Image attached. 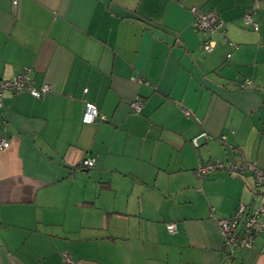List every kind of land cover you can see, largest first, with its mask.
Instances as JSON below:
<instances>
[{"label": "crops", "instance_id": "crops-1", "mask_svg": "<svg viewBox=\"0 0 264 264\" xmlns=\"http://www.w3.org/2000/svg\"><path fill=\"white\" fill-rule=\"evenodd\" d=\"M23 72L51 89L2 97L0 264H264V231L239 249L221 228L264 210V0H0V80ZM215 160L238 170L197 175Z\"/></svg>", "mask_w": 264, "mask_h": 264}, {"label": "built area", "instance_id": "built-area-1", "mask_svg": "<svg viewBox=\"0 0 264 264\" xmlns=\"http://www.w3.org/2000/svg\"><path fill=\"white\" fill-rule=\"evenodd\" d=\"M14 5H17L18 0H12ZM193 12L197 13V16L194 20V26L197 30L204 33L206 36L207 32H214L218 30L222 25L223 21L215 13H198L196 8L192 9ZM246 23H250L255 27L256 22L252 17V11H248L244 15ZM214 47V41L208 38L203 43V48L207 51L212 50ZM49 84H44L41 87H34L31 78L27 72L20 73L12 78L0 80V105L2 104V97L6 91H24L28 90L30 94L34 97L40 98L47 94L50 91ZM87 90V89H86ZM143 103L141 101L135 100L132 102V107L136 112L141 110ZM186 113L190 115V111L186 110ZM104 119V116L99 110V107L90 101H87L85 104V110L83 114V122L86 124H93L99 120ZM208 133L206 131H201L199 134L192 138V143L194 147H200V140L207 139ZM9 146V141L2 139L0 141V149L7 148ZM97 163L96 156H88L82 160V165L85 167L92 168ZM227 168L228 170H233L234 166L228 164L223 165L218 160L201 163L196 169L198 176H204L218 168ZM253 169V174L255 177L256 184L258 186H264V169L251 166ZM240 170L243 171V168ZM263 209H255L250 211L246 205L241 204L236 212L228 219L221 221V228L224 238L227 242V245L230 248H251L255 237L264 231V219L262 217ZM168 230L170 232L176 231V225L174 223L168 224ZM65 264H76V262L67 254L64 255Z\"/></svg>", "mask_w": 264, "mask_h": 264}, {"label": "trees", "instance_id": "trees-1", "mask_svg": "<svg viewBox=\"0 0 264 264\" xmlns=\"http://www.w3.org/2000/svg\"><path fill=\"white\" fill-rule=\"evenodd\" d=\"M81 167H83V168H87V169H91V168H89V167H85L84 165H82V162H81ZM95 167V166H94ZM94 167H92V168H94Z\"/></svg>", "mask_w": 264, "mask_h": 264}]
</instances>
